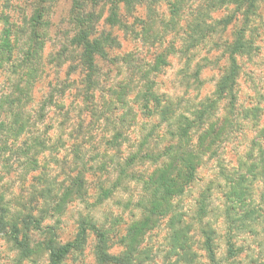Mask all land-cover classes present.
Here are the masks:
<instances>
[{
    "label": "clouds",
    "instance_id": "obj_1",
    "mask_svg": "<svg viewBox=\"0 0 264 264\" xmlns=\"http://www.w3.org/2000/svg\"><path fill=\"white\" fill-rule=\"evenodd\" d=\"M0 264H264V0H0Z\"/></svg>",
    "mask_w": 264,
    "mask_h": 264
}]
</instances>
